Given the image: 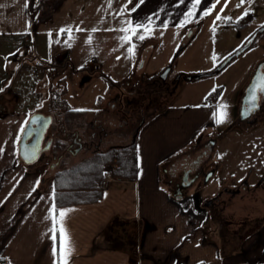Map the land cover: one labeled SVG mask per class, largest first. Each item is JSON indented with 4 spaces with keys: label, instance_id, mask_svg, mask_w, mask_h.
Listing matches in <instances>:
<instances>
[{
    "label": "crops",
    "instance_id": "crops-1",
    "mask_svg": "<svg viewBox=\"0 0 264 264\" xmlns=\"http://www.w3.org/2000/svg\"><path fill=\"white\" fill-rule=\"evenodd\" d=\"M46 13L44 1L22 0L21 9L0 16V260L61 264L59 211L66 210L62 224L70 249L67 264H264V218L260 212H254L247 224L219 220L216 227L220 218L207 208H198L190 197H172L165 181L171 159L187 149L203 128L217 127L215 104L193 109L194 117L187 126L175 121L167 124L166 117H183V112L172 106L149 117L135 139V180L112 179L95 202L55 207L53 176L62 167L61 161L77 154L87 158L93 151L83 147L55 157L58 146L74 143L58 128L68 133L77 129L81 140L89 143L88 123L93 114H71L75 110L66 104L59 110L60 121L52 116L58 98L52 93L53 80L46 68L51 60H46L40 49L47 46L52 57L55 46L38 27L39 21L46 22ZM195 21L187 19L185 28ZM61 96L63 93L59 101ZM36 112L51 116L46 129L50 148L42 160L26 163L19 155V142ZM126 136L119 141L104 140L108 145H126L132 142V137L129 135L127 142ZM245 159L247 162L248 155ZM210 162L205 168L218 162L214 175L221 172V161ZM244 173L230 172L232 184ZM257 192L264 205V190ZM222 224L229 232H222Z\"/></svg>",
    "mask_w": 264,
    "mask_h": 264
},
{
    "label": "rangeland",
    "instance_id": "rangeland-1",
    "mask_svg": "<svg viewBox=\"0 0 264 264\" xmlns=\"http://www.w3.org/2000/svg\"><path fill=\"white\" fill-rule=\"evenodd\" d=\"M21 1L14 0L9 5L8 0H0V16H9L11 11L21 9ZM55 5L54 10H46V22L39 21L38 25L40 30L44 29L47 42L48 39L53 42L55 54L51 57L47 46L41 47L40 53L51 60L46 68L53 80L52 88L63 93L61 99L75 110L71 114H79L77 109H83L80 113H95L119 88L125 90L123 97L129 102L125 103L128 116L124 136L127 135L128 142L131 135L128 126L133 130L142 116H155L172 106L181 110L183 117L164 120L170 126L172 121L187 126L194 117L193 109H207L215 104L219 121L216 128L207 129L216 130L214 135L222 140L220 151L213 155L214 160L221 161L222 170L214 175L210 185L213 188L232 185L229 173L233 171L245 172L236 177V182L264 179V124L250 135L236 127L238 94L253 65L250 60L245 66L248 54L233 60L219 73L192 80L181 78L174 88L171 85L166 89L164 85L159 89L151 85L168 66H171L170 78L216 68L237 43L238 17L247 13L248 19L252 15L263 19L264 0H245L243 4L240 0H219L218 3L201 0L199 4L195 0H63ZM206 12L209 14L205 15ZM194 18L196 21L185 28V21ZM141 35L144 39L139 38ZM85 76L88 79L84 81ZM112 113L105 118V123H111ZM113 123L116 126L118 119L114 117ZM107 143L110 142L104 141L103 149L108 148ZM75 156L63 159L60 169L84 159L79 154ZM175 159L180 161L181 157ZM103 180L102 187L112 181L104 185ZM242 204L247 210L240 209L241 206L234 208L238 210L234 214L238 225L245 215L264 212L260 201H242ZM209 210L215 216L230 219L227 209L224 214L213 208ZM220 227L222 232L228 231L225 225Z\"/></svg>",
    "mask_w": 264,
    "mask_h": 264
},
{
    "label": "flooded vegetation",
    "instance_id": "flooded-vegetation-1",
    "mask_svg": "<svg viewBox=\"0 0 264 264\" xmlns=\"http://www.w3.org/2000/svg\"><path fill=\"white\" fill-rule=\"evenodd\" d=\"M46 5V10H54L55 3H61L63 0H42ZM239 20V30L237 36V43L233 49L228 53V55L233 54L232 59L216 73L222 71L230 62L233 60H238L244 55L248 54V58L245 60V66L249 64L252 65L249 76L244 82V86L241 91L240 99L237 104L236 109V118L237 125L236 127L241 129L244 127L247 135L252 134L256 129L264 124V18L258 19L255 15H252L251 19H248L247 14H243L238 17ZM196 26V25H194ZM250 57V58H249ZM225 58L223 60H225ZM222 61L218 63V66H221ZM249 60V61H248ZM91 65V64H90ZM92 66V65H91ZM171 66L166 67L163 71L159 72L157 77L152 80L153 86L161 89L164 85L168 89L171 87L174 88L178 81L183 76L169 77V70ZM215 73V74H216ZM167 77L170 81H168ZM88 79V76L84 77V81ZM151 80V79H150ZM55 98L58 100L54 103L55 108L53 111V117L60 121V108L65 107L66 102L61 99L59 101L60 93H57L55 90H52ZM125 90L118 89L111 98H108L106 104L102 109L92 113L93 117L89 121V143L83 142L81 140L82 136L80 132L76 129L74 132L68 133L64 128H58L60 132L65 135L68 139H73V142L69 144H62L58 146L59 152L55 157H61L65 152L72 153L74 150L78 151L83 147H89L93 149L91 154L95 151H102L104 139L109 138L112 141L121 140L126 133V116L127 109L125 108V103H128L129 100H126L124 96ZM150 97V96H148ZM112 101L110 102V100ZM114 113V117L118 119V123L114 126L113 120L114 117H111V123H105V118L111 116V113ZM156 112V111H155ZM112 113V116H113ZM154 113V112H153ZM59 115V116H58ZM152 114L142 118L138 121L137 125L129 128L131 132L132 141L136 139L139 128L147 118L151 117ZM63 119V116L61 117ZM113 124L112 128H109V125ZM235 127V128H236ZM208 129L210 127H207ZM203 128L199 133L194 137L192 144L185 149L182 153H178L175 157H181L180 161L176 160L175 157L171 159L169 167L166 168L165 178L166 182L169 185L170 194L175 193L176 195L184 194L182 197L178 198H191L196 203L197 207L200 209L204 208H213L217 213H223L224 209L229 210L230 219H225L223 216L221 222L231 221L232 223H238L234 221V214L238 212L237 207L240 209H246L247 206L242 204V201H260V194H256L257 190L261 188L264 190V179L258 182H249V181H239L233 183L232 185H222L219 188H213L210 185V180L214 177L215 172L219 168V163L215 162L212 166L205 168V165L214 158V152L220 151L221 139H218L214 132ZM242 130V129H241ZM34 135V134H33ZM118 140V141H119ZM131 143V142H130ZM120 145L118 142L108 145V148L111 146ZM50 145L49 140L47 139L46 131L44 132L43 140L41 143V151L39 153L40 161L46 157L48 154ZM73 150V151H72ZM35 161V162H36ZM179 161V162H178ZM212 173L208 180L204 183L206 179V174L209 175ZM176 198V197H175ZM236 199L239 201L236 204ZM264 200V197L262 198ZM243 205V206H242ZM246 207V208H245ZM237 210V211H236ZM224 214V213H223ZM261 217L264 218V212L261 214ZM253 220V217L245 215V217L240 221V224H247L249 221Z\"/></svg>",
    "mask_w": 264,
    "mask_h": 264
},
{
    "label": "trees",
    "instance_id": "trees-1",
    "mask_svg": "<svg viewBox=\"0 0 264 264\" xmlns=\"http://www.w3.org/2000/svg\"><path fill=\"white\" fill-rule=\"evenodd\" d=\"M137 173L135 140L126 145L95 151L54 174L55 207L95 202L101 198L105 188L100 183L105 175H110L111 179L133 181Z\"/></svg>",
    "mask_w": 264,
    "mask_h": 264
},
{
    "label": "water",
    "instance_id": "water-1",
    "mask_svg": "<svg viewBox=\"0 0 264 264\" xmlns=\"http://www.w3.org/2000/svg\"><path fill=\"white\" fill-rule=\"evenodd\" d=\"M234 55H228L225 60H223L221 66H217L211 71L202 72L195 75H182L186 80L197 79L202 76H208L215 74L218 70L223 68L233 57ZM51 122L50 115H44L40 112H36L29 118V121L21 135V139L19 142V155L22 160L26 163L35 162L39 159V153L41 151V143L43 140L44 132L46 131L48 125ZM34 134V135H33ZM211 172L209 175L206 174V179L204 183L211 176ZM184 194L176 195L172 194V197H182Z\"/></svg>",
    "mask_w": 264,
    "mask_h": 264
},
{
    "label": "snow or ice",
    "instance_id": "snow-or-ice-1",
    "mask_svg": "<svg viewBox=\"0 0 264 264\" xmlns=\"http://www.w3.org/2000/svg\"><path fill=\"white\" fill-rule=\"evenodd\" d=\"M201 2V0H195V4H199ZM219 2V0H217V3ZM245 2V0H240V3L243 4ZM195 6V5H194ZM239 6V5H238ZM213 7H215V5H213ZM209 13H205V15H207ZM247 13H245L246 15ZM217 19H220V16L218 15L217 16ZM137 27H140V25H137ZM140 39H144V37L141 35L139 37ZM76 111H83V109H77ZM2 151V150H0ZM53 211H55V209H53ZM67 214V211L66 210H60L59 211V218H60V254H61V264H67V260H66V257L68 255V253L70 252V249L68 248L67 246V236H66V232L63 228V224H62V220L63 218L66 216ZM53 220L56 219L55 216L52 217ZM53 233H55V224L53 226V229H52ZM53 238L55 239V234L53 235ZM54 253H55V249H54Z\"/></svg>",
    "mask_w": 264,
    "mask_h": 264
},
{
    "label": "built area",
    "instance_id": "built-area-1",
    "mask_svg": "<svg viewBox=\"0 0 264 264\" xmlns=\"http://www.w3.org/2000/svg\"><path fill=\"white\" fill-rule=\"evenodd\" d=\"M109 180H111L110 175H108V174L105 175L104 180H103V182L105 181L104 185H106V183H107ZM0 264H8V263H7V261H5V260H0Z\"/></svg>",
    "mask_w": 264,
    "mask_h": 264
}]
</instances>
